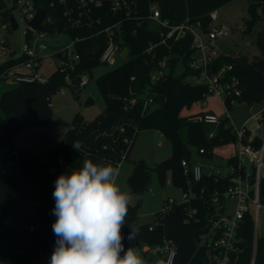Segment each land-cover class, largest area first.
<instances>
[{"label":"trees","instance_id":"16d2710c","mask_svg":"<svg viewBox=\"0 0 264 264\" xmlns=\"http://www.w3.org/2000/svg\"><path fill=\"white\" fill-rule=\"evenodd\" d=\"M232 0H134L131 15H126L127 8L122 7L113 12L110 4L103 2L101 7L93 8L91 15L99 18V23L91 26L66 27L62 24V5L58 6L55 17L61 22L69 37L82 38L75 43L80 60L72 67L61 70L56 68L45 82H18L12 88L0 94V148L8 151L0 154V264H31L37 258L54 251L56 236L52 225L56 216L52 214L55 207L53 191L55 181L62 173L72 168L82 167L83 161L107 162L117 167L122 160H128L139 131L155 129L170 141V154L149 166L143 161H132L133 170L128 175L127 183L132 193L142 198L149 180L151 170H156L159 180L165 183L164 171L170 170V182L174 186L187 188L190 184L197 196L188 203L172 205L167 212H157L154 222L139 224L137 205L130 204L126 224L122 228L124 246L132 242L127 240L130 232L128 225L139 228L135 241L149 246H159L164 239H172L176 246L173 264H206L208 249L200 244L199 235L208 230L209 216L216 212V203L212 201L215 189L226 187L225 179L215 180L213 176L203 173L200 181L195 182L183 173L181 160L192 164L193 150L199 155L212 159L214 148L225 143H235L236 135L227 117H222L217 126L195 121L189 117L202 114L183 115L184 107L202 100L206 93L205 83H191L187 76L198 73L189 69L188 62L195 56V47L178 48L175 39L161 42L160 28L148 19L149 5L158 7L160 18L167 19L175 25L183 21L200 22L204 33L210 23L209 13ZM76 0H67L68 6L75 5ZM250 5H259L264 10V0H250ZM49 11L48 7L42 5ZM3 19L7 18L0 11ZM254 16L245 21V31L251 27ZM119 22L116 30L119 43L127 49L129 58L120 65L108 70L95 79L99 92L104 99L105 107L93 120H86L76 112L70 127L57 147L50 150L45 159L38 161L30 152L19 151L12 145L13 134L27 126L47 122L51 116V97L60 88L69 86L79 89L78 78L83 72L100 63L99 56L106 41L103 33L96 31ZM256 43L260 54L249 59L243 55L226 56L218 54L210 66L213 70L223 65H231L226 76H234L239 81L240 95L237 102L247 104H264V29L258 31ZM23 55L13 54L0 64V79L15 63L24 60ZM166 60V72L155 82L150 81V73L160 67ZM178 61L184 70L175 74ZM69 78V81L66 80ZM152 97V102L143 107V101ZM162 100L159 108L151 105ZM227 108L233 105L227 103ZM264 119V108H262ZM118 128L117 135L114 134ZM213 131L209 136V132ZM79 141L83 148L79 151L72 146ZM260 142L256 137L255 145ZM203 149L199 153L198 149ZM16 149L18 153L14 154ZM234 157L230 155L227 162ZM9 164V168L5 169ZM25 184L31 191L27 200L40 203V206H29V211H19L12 221L5 218L6 213L14 206L12 194L17 186ZM260 197L264 200V180L260 183ZM195 209L192 218L188 211ZM128 224V225H127ZM151 227V229L149 228ZM237 235L241 236L242 253L240 264H247L252 250V217L247 214L240 222ZM162 264L161 257L157 256ZM145 264H150L145 261ZM255 264H264V236L256 241Z\"/></svg>","mask_w":264,"mask_h":264},{"label":"built area","instance_id":"2783aa9c","mask_svg":"<svg viewBox=\"0 0 264 264\" xmlns=\"http://www.w3.org/2000/svg\"><path fill=\"white\" fill-rule=\"evenodd\" d=\"M12 1L13 9H16L26 25L24 32L25 44L22 53L15 55L9 50V41L6 37L0 38V54L9 53L14 57L23 55L24 60L15 63L5 73V77L10 76L17 82H45L47 78L38 72L41 63V53L48 47L53 49V54L58 58V68L61 70L72 67L80 60V54L75 49V43L82 38H71L65 32L64 27H59L61 19L55 17L58 6L62 5V24L66 27L91 26L99 23V18H93L91 10L101 7L106 1L110 4V9L115 12L122 7H126V15H131V7L135 6L134 0H76L75 5L68 6L67 0H9ZM45 5L49 11L46 10ZM6 3V9H8ZM37 8H42L45 15L42 24L47 26V30H38L31 28L28 21L31 20ZM12 9V10H13ZM10 10L8 14L11 13ZM148 19L159 26V36L161 42L166 39L183 36L186 32H191L195 37L194 47L197 56L188 62L189 69L196 71L198 75L194 76L195 83H205L206 93L216 96L222 104L227 107V103L235 104L237 97L240 95L239 81L236 77H227L226 73L231 69L230 64L221 66L216 71L210 66L213 59L218 55L217 50L213 46L214 39L225 36L228 33V27L224 24L216 23L217 13L211 11L209 13L210 23L204 40L200 34V22L188 23L183 21L179 24L171 25L167 19L160 18L158 7L155 4L149 5ZM16 21V20H15ZM17 23V22H16ZM120 23L107 25L96 31L97 35L103 33L106 44L99 56L100 62H112L115 53L124 49L119 43L116 30ZM4 29L11 28L10 20L7 18L3 23ZM18 27V24H17ZM17 29V28H16ZM15 29V30H16ZM50 32L56 34L55 37L49 36ZM63 35L68 37V41L61 43L58 40ZM166 72V60L160 62V67L154 69L150 73V81L155 82ZM89 74L83 72L78 78V86L82 87L88 83ZM69 81V78L66 77ZM60 88L59 91H62ZM202 99V100H203ZM152 102V97H147L143 101V107ZM51 106V103H50ZM228 118V116H225ZM191 120L202 121L206 124L217 126L222 117H217L211 113L198 114L189 117ZM229 119V118H228ZM253 119L251 124L248 120ZM230 123V121H229ZM231 124V123H230ZM236 135V151L232 154L234 160L231 163L225 159L221 165L210 163L206 171H203L200 163L188 164L187 160H181L183 173L192 178L193 181L201 180L203 173L213 176L215 180L223 178L226 180V187L222 190L215 189L212 194V201L216 203V212L209 216L208 230L199 235L200 244L205 245L208 249V260L206 264H240L242 246L244 241L241 236L237 235L240 228V222L249 214L252 217V250L247 264H255L256 258V241L258 235V220L261 210H264V200L260 197V183L264 180V119H262V109L252 114L243 122L241 127L234 128ZM213 131L209 132L211 136ZM256 137L260 138V142L255 145ZM160 144V141L158 142ZM199 153H203V149H198ZM16 154L18 151L13 150ZM212 160V159H211ZM166 182L171 184L170 180ZM181 189V199L175 200L173 197H167L160 209V212H167L174 204L188 203L197 196L196 191L188 184L187 188ZM226 199L234 201L232 212L229 213L230 207L225 204ZM195 209L188 211L189 218L193 217ZM151 229V227H149ZM176 246L172 239H164L159 246H154L151 253L161 257L162 264H173L176 256Z\"/></svg>","mask_w":264,"mask_h":264},{"label":"rangeland","instance_id":"374dc122","mask_svg":"<svg viewBox=\"0 0 264 264\" xmlns=\"http://www.w3.org/2000/svg\"><path fill=\"white\" fill-rule=\"evenodd\" d=\"M8 7L13 5L12 1L4 0ZM217 23L224 24L228 27V33L225 36L214 39L213 46L218 54L226 56L243 55L249 59L260 54V49L256 43L258 31L264 29V10L259 5L251 6L250 0H232L216 9ZM11 14L15 18L18 27L11 31L9 28L2 27L5 20L0 14V38L6 37L9 43V50L13 54L22 53L25 39L24 32L26 25L22 21L18 11L13 9ZM254 16L250 29L245 31V21H250ZM202 38H206V33L200 31ZM49 36L55 37L54 32H50ZM195 37L191 32H186L183 36L178 37L175 41V46L178 48H186L194 46ZM61 43L67 42L68 37L63 35L58 40ZM42 59L38 68L41 76L47 78L58 66V58L53 54V49L48 47L41 53ZM194 56H197L195 51ZM10 57L7 52L0 54V64ZM129 58L127 49L118 50L112 62H100L92 67L89 71L88 83L79 89H72L69 86L63 87L62 91H57L51 97L52 112L49 120L43 124L27 126L13 134L12 145L17 147L19 151L30 152L38 161L45 159L48 152L58 146L62 140L64 133L70 127L71 119L76 112H79L84 119L93 120L105 107L104 99L102 98L95 79L101 74L120 65ZM184 70V65L178 61L174 70L175 74H179ZM186 80L193 83L194 76H187ZM10 76L0 79V94L9 88L17 85ZM162 100L160 99L151 108H159ZM264 108V104H247L244 101L236 102L232 107H225L220 99L216 96L208 95L205 99L200 100L190 107H184L181 114L195 113H211L217 117L228 116L231 125L234 128H239L245 120L252 114ZM253 119L248 120L251 124ZM118 128L114 134L117 135ZM160 141V144L158 142ZM170 141L155 129H141L134 144V147L129 154L128 160H122L117 168L119 169L118 184L123 188L129 187L127 183L128 175L133 170V160L143 161L149 166H154L158 161L166 158L170 154ZM8 151L6 148H0V154ZM236 151L235 143H225L214 148L212 160L199 155L193 150L192 162L200 163L203 171H206L210 163L221 165L230 155ZM1 167V163H0ZM9 168V164L5 169ZM170 170L164 171L165 183L159 180V175L156 170H151L146 189L141 199H137V195L133 194L132 204L137 205V221L139 224L153 223L155 214L160 211L164 200L167 197H173L175 200L181 199V189L173 184H168L167 179L170 178ZM29 206H40V203L32 200H27ZM225 204L230 207L229 213L232 212L234 201L226 199ZM258 235L264 236V210H261L258 220ZM128 247H134L141 257L150 264H160L159 259L155 254L151 253L152 246L141 242L132 241ZM52 252L45 254L34 260L31 264H46L50 260Z\"/></svg>","mask_w":264,"mask_h":264},{"label":"clouds","instance_id":"9594fccd","mask_svg":"<svg viewBox=\"0 0 264 264\" xmlns=\"http://www.w3.org/2000/svg\"><path fill=\"white\" fill-rule=\"evenodd\" d=\"M72 146L83 148L79 141ZM119 174L111 163L86 159L82 167L57 177L52 211L56 243L46 264H145L134 247L125 250L122 228L133 193L118 184ZM128 227L127 240L135 241L139 228Z\"/></svg>","mask_w":264,"mask_h":264},{"label":"water","instance_id":"95a60500","mask_svg":"<svg viewBox=\"0 0 264 264\" xmlns=\"http://www.w3.org/2000/svg\"><path fill=\"white\" fill-rule=\"evenodd\" d=\"M13 7H9L6 9V2L4 0H0V11L3 12L4 15H8V19L11 23V28L15 30L17 28V23L13 15L8 12L12 10ZM45 15V11L42 8H37L34 17L28 21V25L31 28L38 29V30H47V26L43 25L42 19ZM31 191L28 185L20 184L17 186V191L12 194L14 199V206L6 213L5 218L8 221H12L15 214L19 211H29V205L27 203V198L30 196Z\"/></svg>","mask_w":264,"mask_h":264},{"label":"crops","instance_id":"0c3cea01","mask_svg":"<svg viewBox=\"0 0 264 264\" xmlns=\"http://www.w3.org/2000/svg\"><path fill=\"white\" fill-rule=\"evenodd\" d=\"M217 18H218V16H217ZM217 18H216V23H217ZM204 40L206 39V38H203ZM197 53V52H196ZM51 107H52V104H51ZM16 149H18L17 147H15ZM19 150V149H18Z\"/></svg>","mask_w":264,"mask_h":264}]
</instances>
